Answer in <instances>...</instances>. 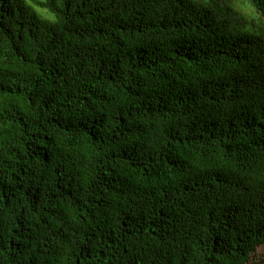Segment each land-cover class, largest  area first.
Here are the masks:
<instances>
[{"label": "trees", "instance_id": "16d2710c", "mask_svg": "<svg viewBox=\"0 0 264 264\" xmlns=\"http://www.w3.org/2000/svg\"><path fill=\"white\" fill-rule=\"evenodd\" d=\"M33 1L0 0V264H255L264 0Z\"/></svg>", "mask_w": 264, "mask_h": 264}, {"label": "rangeland", "instance_id": "374dc122", "mask_svg": "<svg viewBox=\"0 0 264 264\" xmlns=\"http://www.w3.org/2000/svg\"><path fill=\"white\" fill-rule=\"evenodd\" d=\"M43 1V0H40ZM26 3L31 7L36 10V12L44 13V10L39 8L34 4L33 0H26ZM252 260L255 264H260L264 260V248L263 247H258L256 249V252L252 256Z\"/></svg>", "mask_w": 264, "mask_h": 264}]
</instances>
